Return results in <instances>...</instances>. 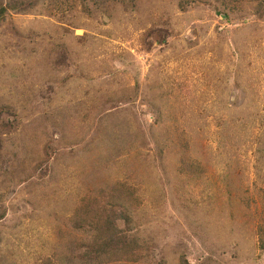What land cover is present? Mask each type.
I'll return each instance as SVG.
<instances>
[{
    "label": "rangeland",
    "instance_id": "rangeland-1",
    "mask_svg": "<svg viewBox=\"0 0 264 264\" xmlns=\"http://www.w3.org/2000/svg\"><path fill=\"white\" fill-rule=\"evenodd\" d=\"M179 1L0 21V264H96L119 180L148 263L101 264H264V0Z\"/></svg>",
    "mask_w": 264,
    "mask_h": 264
},
{
    "label": "trees",
    "instance_id": "trees-1",
    "mask_svg": "<svg viewBox=\"0 0 264 264\" xmlns=\"http://www.w3.org/2000/svg\"><path fill=\"white\" fill-rule=\"evenodd\" d=\"M135 0H0V21L4 19L10 12L13 13H28L33 11L42 3L45 9L52 11L54 7H63L66 12H71L76 6L86 15H103L108 10L109 3H122L124 6L131 7ZM238 4H246V0H234ZM196 0H180L179 7L186 10L190 5H196ZM59 51V50H58ZM66 58V57H65ZM64 55L59 58V63L63 64ZM8 109V108H7ZM56 118L58 116L55 112ZM61 125L64 122L63 118H57ZM195 171L194 169L191 172ZM111 192H105L106 201L102 204L100 201L95 205L96 208L92 211H86L83 214L79 211H74L72 215L73 227L75 230L85 232V241L81 248V260L84 262H96L101 264L107 262L104 257H112L113 262L129 263H148L149 255H142L150 252L144 241H137L135 234L128 230L129 217L127 207L137 204L139 200L133 192L134 187L129 182L119 180L113 184ZM112 200H115L113 203ZM132 201V202H131ZM109 212L111 215L104 217L101 210ZM124 228H120V224ZM125 227L127 229H125ZM261 245H264L263 239L260 236ZM148 248V250H147ZM102 260V262H100ZM105 263V262H104ZM42 264H45L44 262Z\"/></svg>",
    "mask_w": 264,
    "mask_h": 264
}]
</instances>
